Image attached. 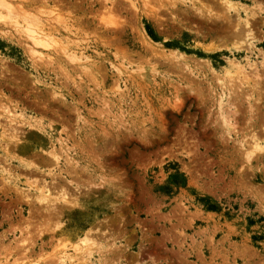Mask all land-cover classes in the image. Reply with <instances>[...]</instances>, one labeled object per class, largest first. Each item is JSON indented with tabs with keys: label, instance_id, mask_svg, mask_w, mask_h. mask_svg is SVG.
Segmentation results:
<instances>
[{
	"label": "rangeland",
	"instance_id": "1",
	"mask_svg": "<svg viewBox=\"0 0 264 264\" xmlns=\"http://www.w3.org/2000/svg\"><path fill=\"white\" fill-rule=\"evenodd\" d=\"M0 264H264V0H0Z\"/></svg>",
	"mask_w": 264,
	"mask_h": 264
},
{
	"label": "bare ground",
	"instance_id": "2",
	"mask_svg": "<svg viewBox=\"0 0 264 264\" xmlns=\"http://www.w3.org/2000/svg\"><path fill=\"white\" fill-rule=\"evenodd\" d=\"M227 3H228V2H227ZM226 5H227V4H226ZM98 25H99V24H98ZM28 30H30V29H28ZM32 30H34V29H32ZM28 32H29V31H28ZM37 32H38V31H37ZM34 33L36 34V31H34ZM37 37H38V36H37ZM29 38H30V37H29ZM33 38H35V37H33ZM33 38H32V39H33ZM35 40H37V39L35 38ZM35 40H33V41L35 42ZM37 41H38V40H37ZM37 41H36V44H39L40 42L37 43ZM40 41H41V40H40ZM42 41H43V40H42ZM47 43H48V42H47ZM33 45H35V44L33 43ZM44 45L46 46V43H45ZM48 45H49V44H47V47H48ZM38 46H39V45H38ZM32 47H34V46H32ZM47 47H45V48H47ZM30 48H31V47H30ZM31 50H33V49L31 48L30 51H31ZM34 51H35V49H34ZM36 52H37V50H36ZM38 52H39V51H38ZM38 52H37V53H38ZM29 53H30V52H29ZM41 53H42V52H40V54H41ZM40 54H36V55H40ZM66 55H67V54H66ZM42 56H43V55H42ZM42 56L40 55L39 58H42ZM45 56L48 57L49 54H48V55H45ZM69 56H70V55H69ZM32 57H33V56H32ZM37 58H38V57H37ZM43 58H44V57H43ZM70 58H71V57H70ZM72 58H73V57H72ZM74 58H75V57H74ZM48 59H49V58H48ZM38 60H39V59H38ZM41 60H42V59H41ZM72 61H73V60H72ZM237 66H238V65H237ZM241 68H242V67H241ZM11 108H12V107H11ZM8 109H9V108H8ZM8 109L6 110V112L10 113L11 111L8 110ZM9 115H10V114H9ZM11 118H12V117H11ZM9 119H10V117H9ZM11 120H12V119H11ZM4 134H5V133H3V135H4ZM12 136H13V135H12ZM14 137H16V136H13V139H14ZM16 138H17V137H16ZM8 141H9V140H8ZM43 195H44V193H43ZM64 195H65V194H64ZM66 196H67V195H66ZM40 197H42V198H40V199H42L43 202H44V201H46V202H50L49 195H45V196H41V195H40ZM62 198H64V197H62ZM65 199H66V198H65ZM65 199H63V200H65ZM71 201H72V200H71ZM68 202H69V201H68ZM89 235H90V234H89ZM84 241H85V240H84ZM77 245H78V244H77ZM88 245H89V244H88ZM88 245H87V246H88ZM78 250H79V249H78ZM70 258H71V257H70Z\"/></svg>",
	"mask_w": 264,
	"mask_h": 264
}]
</instances>
